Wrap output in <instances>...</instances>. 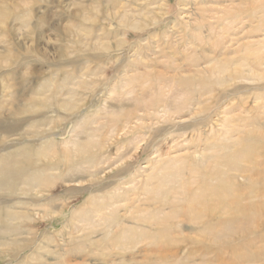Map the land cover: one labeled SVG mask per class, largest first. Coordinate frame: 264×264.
Here are the masks:
<instances>
[{
  "label": "rangeland",
  "instance_id": "1",
  "mask_svg": "<svg viewBox=\"0 0 264 264\" xmlns=\"http://www.w3.org/2000/svg\"><path fill=\"white\" fill-rule=\"evenodd\" d=\"M121 1L130 6V4L134 5L140 0H81V5L78 0H48L47 2L45 0H0V103L5 102L0 113L1 157L8 154L6 156L7 160H10V158L15 160L20 157V153L30 148H33L30 150L36 151L43 145V148L48 146L50 143L47 144V142L62 144L63 141L69 140L74 126L81 122L84 117L94 114L101 108L102 102L108 94V89L113 81L119 78L123 71L121 67L131 58L130 54L135 49L139 48L142 56L145 57L149 52L152 54L151 52L158 46L162 49L159 50L161 52L158 58L162 59L163 56L167 58V55L170 57V54L174 53L173 49H168L170 48L169 44L174 41L173 47H175V44L177 47L175 49L179 52H186L187 47L185 45H187V42L185 41L190 39V33L184 31L177 23V18L185 0H144V2L141 0L139 3L142 2L144 8L146 6L150 8H148L149 12L145 11L146 9L143 7H141L143 9H139L142 13H148V16L145 14L144 19H141L144 20L143 25L145 27L134 30L129 26L128 21L122 23L120 14L118 16H112L111 14L117 7V3ZM244 1L248 3L259 2L261 5L259 4L256 7L255 4H252L249 7L250 11L248 10L247 13L238 12L231 18L230 16H220L223 17V22L219 25L216 21L213 22L212 25L216 32H222L224 38L214 54L211 51L208 52L209 55L212 54V57L208 59L202 57L209 51L208 46L205 45L197 51L201 66H196L193 63L189 65L188 61L182 62L186 70L191 69V75L197 78L195 81L190 80V83L194 85L197 81L204 82L202 88H194L190 91L192 98L189 101V108L187 107L184 112L175 116L176 118L173 117L171 121H167L166 118L164 120L151 115L148 116L153 112L144 111V113H139L141 116L133 113L131 123L126 125L127 128L122 124L123 122L112 124L110 119L103 120L96 125L97 127H103L101 128V134L105 132L97 139L99 142L97 148L83 158H77L73 161L74 163L82 161L87 167H91L88 170L89 172L92 171L94 177L85 181L75 182L73 180L72 182L66 176L70 173L71 164L66 162V165L65 162L62 163L59 159L51 163V160L46 159L47 161H45V158L32 160L33 162L31 161L29 164L26 174H22L17 168L12 173L4 171L5 174L0 175V251H2L0 252V264H184L189 262L192 253L195 254V256H192V260L207 259L212 262L218 260L228 262L235 250L246 251L250 244H259L264 240V138L258 136L253 137L255 140L253 145L257 146L255 152L257 151L260 155V158L257 157L260 169L258 167L254 176L250 173H238L233 177L236 188L240 191L246 213L252 211L258 213L251 220L253 224L246 226L242 231H234L233 234L226 237L211 240L209 237L201 236L200 230L203 227L214 225L217 222L216 215L208 217L204 224L197 226L188 223L187 217L182 219L183 223L177 222L178 217L176 222L170 225L169 238L164 242L170 250L168 253L161 255L160 259L157 257L156 252L147 253L159 249L158 245L151 244V242H145L138 247L135 244H130L131 251L123 253L124 255L122 252H118L122 254L121 256H117L116 251L111 255H102V252L115 242L110 233L118 237L122 231L123 224L121 221L123 220V223L128 220L131 221L130 218L134 215L137 207H156V213L163 208L165 210L169 208L170 210L165 212L167 220L169 221L175 217V211L171 209L173 204L167 205L164 202H158V199L153 200L147 195L141 198L138 197L146 182L142 168L147 165L149 160L155 159L160 153L164 154L172 151L174 155L190 156L192 160L194 159L193 161H197L195 167L205 168L206 166L201 165L202 158L198 156V153L206 150L205 157L209 158L213 143H223L220 148V151L223 152L222 157L226 159V156L229 155V159L233 158V151L229 147L231 143L225 139L215 142L211 140V134L221 130V124H219L221 122H218V120L221 112L225 110L230 112L229 117L232 125L245 128L243 134L236 136V139L241 138L246 145L251 146L247 134L254 127L264 130V119L261 120L263 115L257 108L260 101L263 100L264 102V80L232 82L231 77L233 75H225L220 81H216L210 78L209 75L204 76V78L201 74L199 76L196 73L197 70L202 68H206L205 71H208L207 65H213L215 64L214 61L220 59L232 60L228 64L229 68L225 67L231 73L238 69L241 61L244 60L245 53H247L245 45L264 40V27H260L264 16V0ZM209 3L211 2L199 0L197 5L206 8ZM154 5L156 10L151 8ZM74 9H77V11ZM213 15L206 16L214 17ZM44 19L48 24L43 23ZM232 19H234L235 24L233 29L228 31L229 27H226V25H229ZM176 24L178 27L174 26ZM198 29L202 31L203 36H209L208 25L201 29L199 26L198 28L192 27L190 32H197ZM42 31H45L43 36H41ZM80 31L92 37L90 48H93L92 45L96 42L94 39L100 36L105 39L101 41H105L113 47L112 51L108 52L109 54L101 50L96 54L84 51L73 54L72 50L69 49H72L76 42H78L81 50L86 48L83 43L79 42V39H81L78 36ZM119 40H121V43H118ZM167 42L170 43L166 45ZM162 45H166L165 47L168 50H164L165 47ZM150 47H152V50ZM158 47L156 48L159 49ZM44 49L46 55L41 53ZM157 49L156 51H158ZM191 52L193 51L186 54L190 55ZM179 58L180 56H178ZM79 61L81 62L79 63ZM71 62L73 65L68 66ZM255 65L258 66L259 73L264 74V63H255ZM160 67H162L160 70L167 72L168 76L174 75L186 79L184 74L188 75L183 68L178 69L173 66L169 68L165 65H160ZM81 68L84 69L87 76L85 75L82 78L83 83L81 82L78 88L75 89L74 98L71 99L73 103L69 108L63 111L55 109V113L53 112L54 108H50V110L39 111L41 113L37 115L32 109H29L32 106V100L39 92H47L46 95L50 97L55 95L64 82V74L70 72L68 74L72 73L79 76ZM156 69L157 67L154 71ZM242 69L249 73L246 67ZM92 73L93 75H91ZM82 84L85 86H82ZM88 85L93 88H89ZM66 94L67 92H63L61 96L65 97ZM261 98L262 100H260ZM26 111L29 112L25 113ZM43 111L47 113H43ZM133 119L135 123L132 121ZM256 123L261 124V127L259 125L255 126ZM17 128L21 129V133L26 134L28 132L29 136H27L28 134L18 135L15 132ZM201 136L206 143H204V140L199 141ZM105 137L107 138L105 139ZM208 137L210 139L206 141ZM251 142H253L252 138ZM25 146L30 148H24ZM247 150L251 152V148ZM247 150L241 149L240 151ZM169 154L168 158L172 156ZM203 163H206V161L204 160ZM207 163L209 164L210 160ZM3 164H6V162H3ZM49 166L58 167L57 175L60 178L57 177L51 180L48 176L40 177L43 170L48 169ZM32 168L33 171H31ZM206 171L207 169H205ZM205 172L197 175L199 183L204 180ZM211 180L207 178L206 190L218 187L216 182ZM131 181H135L133 187L137 189V197L132 193L129 194L128 197L136 203L133 201L128 203L131 211L129 209L127 214L122 213L126 217L123 216L117 223H111L108 228H100L96 231L98 233L91 236V240L96 243L89 249H86L87 245L84 243L86 241L74 240L75 237L73 239L71 233L72 229L74 231L72 222H74L76 213L88 209L94 197L101 198L100 201L106 204L109 203L111 193ZM36 188L38 189L35 190ZM23 189H26V192ZM29 189L30 191H28ZM95 194L96 196H94ZM122 195H128V190H122ZM206 195L208 196V193ZM39 207L40 209L43 208L44 212H42V209L40 211ZM52 207L54 208L52 209ZM14 209L15 211H13ZM21 211L22 213H20ZM13 214L15 215L13 216ZM253 215L252 212L251 215L247 214L246 216L252 218ZM7 216L8 219H6ZM15 226L18 227L17 232ZM80 235L87 239L88 233L82 231ZM198 237L201 238L198 239ZM43 248L47 249L42 250ZM120 248L122 247L120 246ZM135 254H140V257L136 256L135 259H131L134 258ZM146 254H149V256ZM259 260H261L260 264L264 263V257L259 258Z\"/></svg>",
  "mask_w": 264,
  "mask_h": 264
},
{
  "label": "bare ground",
  "instance_id": "2",
  "mask_svg": "<svg viewBox=\"0 0 264 264\" xmlns=\"http://www.w3.org/2000/svg\"><path fill=\"white\" fill-rule=\"evenodd\" d=\"M47 1L45 0V2ZM78 1L80 2L79 4L81 5L82 4L81 0H78ZM198 1L199 0H193V1L185 0L184 4L182 3L183 6L181 5L182 6L181 12L177 18L178 25L180 24L181 28L184 29V31H187L188 33H190L189 35L190 39H188V41H185L187 42V45H185L187 47L186 52L184 51L179 52L177 49H175L176 44H175V47H173L174 41L172 42L173 44L172 43L169 44L170 42L166 43V45L169 44L170 46V48L167 47L168 49L174 50V53H171L170 57H168L167 55V58L166 56H163L162 59L158 58V55L161 52L159 50H162L158 46L156 47H158L159 49H157L155 46L152 45L153 47H155V50H154L155 52L152 51L151 52L152 54H150L149 52V54L147 53L148 55L145 57L142 56L141 51H139V48L135 49L133 53L130 54L131 58L127 62H125L123 66L121 67L123 71L119 75V78L116 81H113V84H111L110 88L108 89V94L105 96V99L102 102L101 108L97 110V112H95L96 114L92 113V115H88L84 117L81 120V122H79L76 126H74L72 136L69 140L65 142L63 141L62 144L61 143L56 144L54 142H47V144L50 143L48 146H45V148H43L44 147L43 145V147H41L39 150H36V151L30 150L33 148H30L29 146H25L24 148H30V149L24 151L23 153H20L19 155L20 157L15 160H11V158L10 160H7L8 158H6V156H8V154H5V156L3 157L0 156V173H1L0 175H4L5 174L4 171L5 172L8 171L7 173H12V171L16 170L17 168L19 169V172L21 171L22 174H26V172L28 171L27 168L29 167V164L31 163L32 160L34 159L41 160L45 158L44 159L45 161H47L46 159H49L51 160V163L59 159L61 160L62 163L65 162L66 164L67 162V164H71L72 166L69 169L70 173L66 176H68L69 178L68 180H72V182L73 180L76 182V181H85L87 179H91L92 177L95 176L92 173V171L89 172L91 167H87L85 163L82 161L79 163H74L73 161L77 158H83L85 155L91 153L95 148H97L98 143H99L97 139H99L101 135L105 133L104 132L101 134V131H102L101 128L103 127H97L96 125L98 123L102 122L103 120L105 121L106 119L107 120L110 119L112 124H117L119 122L121 124V122H123L122 124L126 126L129 123H131L130 121H131V117L133 113L139 115L140 112L144 113V111H147L149 113L153 112L152 114L151 113L148 114V116L151 115L153 117L161 118L164 120L167 119V121H171L173 117L180 115L182 112H184L186 108L189 106V101L192 98L190 91L194 88H198V89L202 88L204 86V82L197 81V83L194 85L193 83H190L189 82L190 80L195 81L197 78L191 75L190 73L191 69L186 70L184 65H182V62L188 61L189 65L193 63V64H196V66H201L199 64L200 56L197 55L198 49L202 46L207 45L209 51H207L205 54L203 53L204 55L202 57L208 59L209 57H212V54L209 55L208 52L211 51V53L214 54L216 52L215 50L219 48V45L222 43L223 38H224L223 37L224 34L222 32L221 33L216 32V29L212 25L213 22L216 21L219 25L221 22H223L222 20L223 17H220V16H225V17L230 16L231 18L235 16V14L238 12L247 13V11L249 10V7L252 4H255L256 7L260 4L259 2L258 3H248L247 1H244V0H204L205 2H211V3H209L206 8H201V5L199 6L197 5ZM137 3L134 5L130 4V6H127L125 5V3L121 1L117 3V7H115V10L111 14L112 16H118L120 14V17L122 16V23L125 21H128L129 26L132 27L133 30L137 28H143L145 27L143 25L144 20H141V19L142 18L144 19L145 14L147 15L148 13L140 12L139 9L143 7L144 4L142 2L139 4ZM155 5L151 8H155ZM148 8L146 6V8H144L146 9L145 11L149 12ZM75 11H77V9ZM121 12H122V15H121ZM151 13H154V12H151ZM210 14H214L213 15L214 17L206 16ZM233 21L234 19L231 20L229 25H226V27H229L228 31H230L229 29H233L234 24H235V21L234 22ZM43 23L45 25L48 24L46 19H44ZM262 24H264V16L262 17V22L260 24L261 28L264 27V25ZM178 25L176 24L174 26L178 27ZM205 25L209 26V36H203L202 31L199 29L197 32H190L192 30V29L190 30V28L192 27L198 28L199 26L201 29ZM69 28H71V26H69ZM44 32L45 31H42L41 36H43ZM185 34L186 33L184 32V35ZM119 35L121 36V34ZM119 35L117 36L120 38ZM70 36H71V33H70ZM78 36L81 37V39H79L80 40L79 42L83 43V45H85L86 48L84 50H81L79 48L78 42H76L74 45L72 43L73 47L71 45L72 49H69V50H72L73 54H77L83 51L96 54L100 50L107 54L108 52L112 51L113 47H111L109 43H105V41L104 42L101 41L104 38L100 36L94 39L96 40V42L93 43L92 45L93 48H90V42L92 40V37H90L87 33L83 31H80ZM84 42H87V43L85 44ZM118 43H121V40H119ZM196 43L198 44L197 46H196ZM166 45H162V46L165 47ZM210 46L211 48H209ZM150 48L152 50V47ZM245 48H247L246 49L247 53H245V58L244 60L241 61L239 68L235 69L233 72L229 73V71L227 70L229 68L228 64L232 62V60L220 59V60L214 61L215 64L210 65V66H208L206 63L208 71H205L206 68H202V69L197 70L196 73L199 74V76L201 74L203 77L206 75H209L210 78L215 79L216 81H220L222 77H225V75H229V76L233 75V77H231L232 82L233 81L238 82L239 80L241 82L244 80L246 81L249 80L251 82L252 80L255 81L258 79L264 80V74H260L258 71V66L255 65V63L257 64L264 63V40H260V42H257V43L247 44L245 45ZM156 49L158 51H156ZM168 49H166L165 47L164 50L167 51ZM189 51H193V52H191L190 55L186 54ZM41 53L46 55V50L44 49V51ZM178 56H180V58L182 59L179 60L180 58L178 59ZM80 62L81 61H79V63ZM72 65L73 64L71 62L68 66H72ZM160 65H165L166 67H169V68H171L172 66L177 67L178 69L183 68V70H185L188 73V75L184 74L186 79L183 77L182 78L176 77L174 75L168 76L167 72H163L160 70L162 68L160 67ZM65 66H67V64H65ZM155 67H157L156 69L157 71L155 70L156 72L154 71ZM225 67L226 68L228 67V68L226 69ZM244 67H246L249 73H247L244 69H242ZM67 69H70V68H67ZM68 73L64 74V82L60 85V90L55 95H52L51 97L47 96L46 95L47 92H44L41 90L42 92H39V94H37V96L34 97L33 99L34 101L32 100V106L29 109H32V111L37 115L41 113L42 110H50V108H54V111H53L54 113L56 112L55 109L58 111H63L69 108L73 103L71 99L74 98L75 89L78 88V85H80L81 82L83 83L82 78H84L85 75L87 76V74H85V71L83 68L79 70V74H78L79 76H76L75 74H72V73L71 74H68ZM74 73H75V70H74ZM93 73L91 75H93ZM84 84H82V86H85ZM88 87L93 88V87H90L89 85ZM63 92H67L65 97L61 96V93ZM260 100H262V98ZM262 102L263 100L257 104V108H259V111H261L263 115L261 120L264 119V102L263 103ZM4 103L5 102L0 103V113L2 111V107H4L5 105ZM28 112L29 111H26L25 113H28ZM43 113H47V112L43 111ZM229 115H230L229 111L225 110L221 112V115L219 116V120H218V122L219 121L221 122L219 123L221 124V127H220L221 130L220 132L218 130H217L218 132L217 131L213 132L211 134V140H214L215 142L217 140L225 139L227 142L231 143L229 147L233 151V155H232L233 158L229 159L230 158L229 155L226 156V159L223 158L222 157L223 152L220 151V148L222 147L223 143H217V144L213 143L211 145L212 152L209 154L210 157L208 156L209 158L205 157V155L207 154L206 150L198 153V156L202 158L201 165L206 166L205 168L195 167V163H197V161H193L194 159L192 160L190 156L174 155L173 154L174 152L172 151L166 152L164 154L160 153L155 157V159L149 160L147 165L142 168L143 176L146 177V178L144 177L146 179L145 180L146 182H145L144 187L142 186L143 189L139 192L140 196L138 197L141 198L142 196L147 195L149 198L151 197L153 200L158 199V202H164L167 205L173 204L171 206V209L175 211V217H173L169 221L167 220L166 218L167 216L165 215V212L170 210L169 208H167V210L163 208L162 210L156 213V210H157L156 207H151V208H149L148 206L140 207V208L137 207L134 215L132 216V218H130L131 221L128 220L124 223H123V220L121 221L123 224L122 231L120 232L118 237H116L115 234L110 233L114 239L112 237L111 238L115 242L114 244H111L110 247L106 248L102 252V255H105V254L111 255V253H114V251H116L115 253L118 254L117 256H121L123 253L130 250L129 248L130 244H135L138 247L145 242H151V244L158 245L159 249L158 250L154 249L147 253L156 252L157 257L160 259L161 255L168 253L170 250L169 248L165 246L164 242L166 239L169 238L170 225L176 222V219L178 217L179 218L177 222L183 223L182 219L184 217H187L188 223H190L192 226H197V225L204 224V222L207 220L208 217H213L216 215L217 222L214 225L203 227V229L200 230V233L202 234L201 236L209 237L211 240H216L220 237H226L229 234H233L234 231H242L243 228H245L246 226L253 224L251 220H253L255 215H257L258 213L255 211H252L254 214L252 218L246 216L247 214L251 215L252 212L246 213L245 206L243 205L242 197L240 195V191L237 190L233 177L238 173H244V174L250 173L252 176L256 175V171L258 167L260 166L259 159L257 157L260 158V155L257 153V151L255 152V149L257 148V146L253 145L255 143V140L253 137L260 136L264 138V130L261 128L257 129L256 127H254L251 130V132L247 134V136H249L251 146L246 145L241 140V138L236 139V136L243 134L245 128L239 125H232L230 122L231 119ZM132 121H134V119ZM176 123H177V120H176ZM256 125H259V124L256 123L255 126ZM127 127L128 126H126L125 128ZM116 128L118 127L116 126ZM26 130L28 131V129ZM112 130H113V126H112ZM15 132H17L18 135L25 134V133H21L20 128H17ZM26 134H28L27 136H29L28 132H26ZM106 138L107 137H105V139ZM251 138L253 139V142H251ZM209 139L210 138L208 137L206 141H209ZM203 140L204 138L201 136L199 138V141H203ZM204 143H206L205 140H204ZM46 147L48 148L46 149ZM250 148H251V152L247 150ZM241 149H246L247 151L241 152L240 151ZM16 152H19V151H16ZM169 153L172 155L170 158H168ZM208 159L210 160L209 164L207 163V161H209ZM204 160L206 161V163H203ZM3 162H6V164H3ZM153 163L154 165H152ZM32 164H35V163H32ZM56 167L55 166L47 167L48 169L43 170V173L40 174V177L44 178V176H48L51 178V180L56 179L58 177L57 175L58 167L57 168ZM96 168L98 167L96 166ZM205 169H207L206 172H205ZM31 171H33V168ZM203 172H205L204 180L201 183H199L197 175ZM207 178L212 179L211 181H215L218 187H214L212 189L209 188L210 190H206ZM251 180H253V178H251ZM134 183L135 181H131L129 183L124 184L125 186L122 185L123 186L122 188H117L115 191H113V193H111L110 195V202L107 204L104 203L103 201H100L101 198L100 199L99 197L95 198L94 196H96V194L94 196H91L94 198L93 199L91 198L92 199L91 202L89 201L91 203L90 207L87 206L88 209L81 210L78 213H76V216L74 215L75 219L73 220L74 222H72L73 223L72 225L74 226V231L72 229V233H71L72 238L75 237V239L73 238L74 240L86 241L84 242L85 245H87L86 249L91 248L92 245L96 243L93 240H91V236L98 233L96 231H98L100 228H108V226L111 223L119 222V219H122V217L125 216L124 214H122L123 212L127 214V211L130 209L128 207V203H131L133 201L132 199H130V197H128L129 194L132 193L137 197V189L133 187ZM37 189L38 188H36L35 190ZM125 189L128 190V195H122V190H125ZM23 190H25L26 192V189H23ZM28 191H30V189ZM206 193H208V196L206 195ZM133 202L136 203V201H133ZM87 204L89 203L87 202ZM53 208L54 207H52V209ZM41 209H42V212H44L43 208ZM44 209L46 208L44 207ZM13 211H15V209ZM20 213H22V211ZM14 215L15 214H13V216ZM19 215L20 214L18 213V216ZM6 219H8V216ZM17 222L19 223V221ZM15 228L17 232L18 227L15 226ZM15 228H12V229H15ZM82 231H86L88 233V236H86L87 239H84V237L80 235ZM200 238L198 237V239ZM120 246L122 248H120ZM44 249H47V248H43L42 250ZM118 252H122V254ZM146 255L149 256V254H146ZM193 255L195 256V254L192 253L189 258V262H186L184 264H245V263H250V262H255L257 264H260L261 260H259V258L262 259L264 257V240L260 242L259 244L257 243L250 244V246L246 248V251L245 250H237V251L235 250V252L233 253L231 257V260L228 262H223L222 260L212 262L207 259L192 260L191 258ZM136 256L139 258L140 254H135L134 258L132 257L131 259H135Z\"/></svg>",
  "mask_w": 264,
  "mask_h": 264
}]
</instances>
